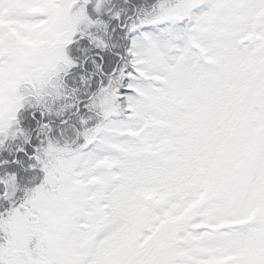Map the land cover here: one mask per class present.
Here are the masks:
<instances>
[{
	"label": "snow or ice",
	"instance_id": "obj_1",
	"mask_svg": "<svg viewBox=\"0 0 264 264\" xmlns=\"http://www.w3.org/2000/svg\"><path fill=\"white\" fill-rule=\"evenodd\" d=\"M0 264H264V0H0Z\"/></svg>",
	"mask_w": 264,
	"mask_h": 264
}]
</instances>
